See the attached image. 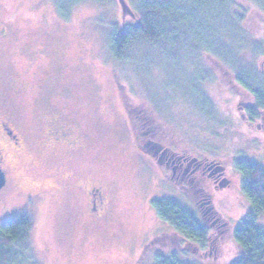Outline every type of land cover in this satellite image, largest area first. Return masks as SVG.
Returning <instances> with one entry per match:
<instances>
[{
  "label": "rangeland",
  "instance_id": "rangeland-1",
  "mask_svg": "<svg viewBox=\"0 0 264 264\" xmlns=\"http://www.w3.org/2000/svg\"><path fill=\"white\" fill-rule=\"evenodd\" d=\"M236 2L233 12L247 10L243 28L252 41L264 40V12L248 0ZM136 5L0 0V140L6 150L0 167L8 180L0 225L31 217L35 264H153L147 259L153 246L195 264H231L237 257L233 231L251 206L236 164L246 159L264 167V111L249 120L254 98L215 52L224 50L229 60L238 46L235 29L212 16L200 28L180 30L178 43L133 50L118 68L111 36L133 18ZM257 68L264 79V57ZM7 120L22 151L1 134ZM56 126L72 132L76 144L55 143ZM134 133L181 156L189 175L175 174L173 165L161 167L163 174L138 150ZM93 187L106 198L98 220L90 209ZM157 199L179 202L207 226V248L162 222L151 206ZM258 224L264 228V215ZM11 250L6 264H30L22 248Z\"/></svg>",
  "mask_w": 264,
  "mask_h": 264
},
{
  "label": "trees",
  "instance_id": "trees-1",
  "mask_svg": "<svg viewBox=\"0 0 264 264\" xmlns=\"http://www.w3.org/2000/svg\"><path fill=\"white\" fill-rule=\"evenodd\" d=\"M248 1L264 12V0ZM236 6V0H137L133 18L124 23L121 31L116 26L111 36L112 59L119 68L132 59L133 50L142 48L151 51L148 46L166 47L178 43L180 30L208 23L212 16L217 17L219 25L230 21L238 46L229 55V63L224 50L216 49L215 52L222 64L233 73L236 83L254 98V104L247 109V116L253 121L264 111V79L257 68V61L264 57V40L252 41L253 36L243 28L247 10L240 8L241 13L233 12ZM257 49L258 53L254 51ZM247 55H250V60ZM236 169L242 175V192L251 208L233 231L232 238L238 247V254L231 264H264V228L258 224L259 217L264 215V167L251 160L240 159ZM151 206L158 218L169 224L183 239L200 249L207 248L209 229L182 204L171 199H157ZM32 229L33 222L28 214L7 219L0 225V264L9 262L13 247L22 248L30 256ZM152 246L149 244V249ZM152 248L147 259H153V264H195L182 260L175 251L160 252Z\"/></svg>",
  "mask_w": 264,
  "mask_h": 264
},
{
  "label": "flooded vegetation",
  "instance_id": "flooded-vegetation-1",
  "mask_svg": "<svg viewBox=\"0 0 264 264\" xmlns=\"http://www.w3.org/2000/svg\"><path fill=\"white\" fill-rule=\"evenodd\" d=\"M1 130H2L1 134L3 135L4 139L6 141H8V143L14 149H17L20 151L23 150V143H22L19 135L16 133V130L11 125L10 121H8V120L4 121L1 124ZM135 133H134V139L136 141L138 150L140 152H142L144 155L153 159L156 162L159 170L162 171V173H163V170L161 167H164V169H167L168 167H170V165H173L174 166L173 169H174L175 174L179 173V176H181L182 178H186L189 175V170H190L189 166L190 165L187 166L183 161H181V156L176 158V155L173 154L169 149H163L161 146H159L157 144V142L152 141L147 136H144V141H142V138L140 136L138 137ZM51 138L55 143H64L68 146H74L76 144V140H74L75 138L73 136V133L70 131L64 130V128L60 127V126H56L52 130V137ZM139 139H140V141H139ZM5 158H6V150L4 148L2 141L0 140V166L3 165L2 162ZM195 168H197V167H195ZM6 178H7V175H6ZM7 182H8V180H7ZM6 185H7V183H6ZM89 194H90V199H89L90 209L92 211L91 215L94 218V220H98V219L102 218V215L106 212L105 211L106 198L104 196L102 189L99 187L91 188ZM29 255H30L29 256V259H30L29 263L35 264L34 254L31 253ZM141 259H142V255H141ZM139 262H140V260L137 261L136 264H138Z\"/></svg>",
  "mask_w": 264,
  "mask_h": 264
},
{
  "label": "water",
  "instance_id": "water-1",
  "mask_svg": "<svg viewBox=\"0 0 264 264\" xmlns=\"http://www.w3.org/2000/svg\"><path fill=\"white\" fill-rule=\"evenodd\" d=\"M7 178L5 172L0 168V194L2 189L6 186ZM0 202H1V196H0Z\"/></svg>",
  "mask_w": 264,
  "mask_h": 264
}]
</instances>
